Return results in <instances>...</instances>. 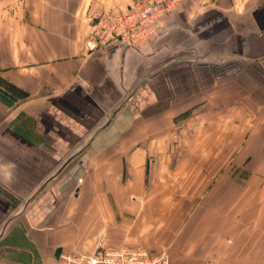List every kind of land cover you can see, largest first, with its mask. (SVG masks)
<instances>
[{"label": "crops", "instance_id": "crops-1", "mask_svg": "<svg viewBox=\"0 0 264 264\" xmlns=\"http://www.w3.org/2000/svg\"><path fill=\"white\" fill-rule=\"evenodd\" d=\"M139 1L0 0V264H264V0H188L86 50Z\"/></svg>", "mask_w": 264, "mask_h": 264}, {"label": "built area", "instance_id": "built-area-1", "mask_svg": "<svg viewBox=\"0 0 264 264\" xmlns=\"http://www.w3.org/2000/svg\"><path fill=\"white\" fill-rule=\"evenodd\" d=\"M187 0H140L126 11H104L94 16V28L85 42L92 52L112 41L124 44H142L154 35L161 18L172 14ZM81 181V180H80ZM56 264H169L168 256L152 254L143 247H98L91 255L63 252Z\"/></svg>", "mask_w": 264, "mask_h": 264}, {"label": "rangeland", "instance_id": "rangeland-1", "mask_svg": "<svg viewBox=\"0 0 264 264\" xmlns=\"http://www.w3.org/2000/svg\"><path fill=\"white\" fill-rule=\"evenodd\" d=\"M187 1H188V0H187ZM142 44H144V43H142ZM82 161H83V160H82V157H81V159L77 160V162H76V164H77L76 166L80 167V169H81V173H83L82 170L84 169V168L82 167V166H83V165H82V164H83ZM81 173H80V174H81ZM80 174H79V175H80ZM79 178H80V177H79ZM79 178H78V179H79ZM80 180H81V179H79L78 181L80 182ZM143 248H145V247H143ZM146 249H147L150 253L155 254V255H157V254H164V255L168 256V254H167L166 252L155 251V250H153V249H151V248H147V247H146ZM168 259H169V256H168Z\"/></svg>", "mask_w": 264, "mask_h": 264}]
</instances>
